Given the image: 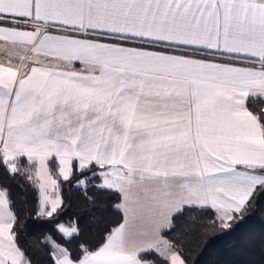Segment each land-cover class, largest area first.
Returning a JSON list of instances; mask_svg holds the SVG:
<instances>
[{"label": "snow or ice", "instance_id": "obj_1", "mask_svg": "<svg viewBox=\"0 0 264 264\" xmlns=\"http://www.w3.org/2000/svg\"><path fill=\"white\" fill-rule=\"evenodd\" d=\"M260 98L264 0H0V170L37 218L75 176L123 213L100 239L55 223L47 264H187L164 235L185 207L227 230L264 195ZM14 203L0 187V264H33Z\"/></svg>", "mask_w": 264, "mask_h": 264}, {"label": "trees", "instance_id": "obj_2", "mask_svg": "<svg viewBox=\"0 0 264 264\" xmlns=\"http://www.w3.org/2000/svg\"><path fill=\"white\" fill-rule=\"evenodd\" d=\"M250 110L257 112L264 110V98L248 102ZM26 159L21 161L23 165ZM52 167V163L49 165ZM55 178V177H54ZM81 176H75L70 183L60 179L61 195L65 205L64 213L58 220L37 218V192L28 184L26 178L19 174L12 178L0 170V187H7L11 192V199L15 201L14 208L19 221L23 225L20 239L32 256L33 264H47V246L42 243L44 236H52L63 243L56 235L54 224L69 217H79L82 237L88 236L100 239L119 224L121 213L114 209L119 202V195L109 192L98 193L89 188L86 198L84 191L73 187ZM23 185V187H21ZM211 212H197L185 207L183 215L174 217L175 227L170 231L165 229L164 235L172 238L179 236L177 242L183 248V257L187 264H264V195H261L255 208L248 212L243 219L227 230H221L217 224L215 228L207 226L211 219ZM102 242V241H101ZM142 259H159L152 254H142Z\"/></svg>", "mask_w": 264, "mask_h": 264}, {"label": "crops", "instance_id": "obj_3", "mask_svg": "<svg viewBox=\"0 0 264 264\" xmlns=\"http://www.w3.org/2000/svg\"><path fill=\"white\" fill-rule=\"evenodd\" d=\"M5 23H7V22H5ZM80 65L77 63L76 64V67H79ZM243 66V65H242ZM26 159V158H25ZM60 179H62V178H60ZM119 195V194H118ZM37 196H38V193H37ZM118 203H120V198H119V202ZM121 213V220H120V222L119 223H121V222H123V213L122 212H120ZM117 226V225H116Z\"/></svg>", "mask_w": 264, "mask_h": 264}]
</instances>
